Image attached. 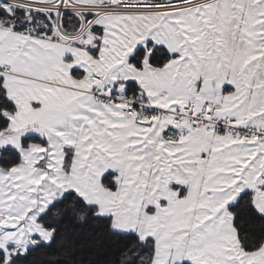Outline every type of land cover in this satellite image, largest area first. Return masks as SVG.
<instances>
[{
    "label": "snow or ice",
    "instance_id": "snow-or-ice-1",
    "mask_svg": "<svg viewBox=\"0 0 264 264\" xmlns=\"http://www.w3.org/2000/svg\"><path fill=\"white\" fill-rule=\"evenodd\" d=\"M0 264H264V0H0Z\"/></svg>",
    "mask_w": 264,
    "mask_h": 264
}]
</instances>
